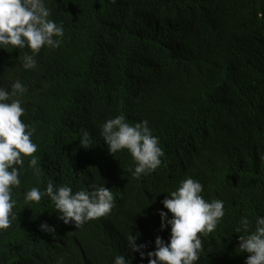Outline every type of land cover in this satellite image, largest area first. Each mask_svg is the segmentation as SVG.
<instances>
[{
  "label": "trees",
  "instance_id": "obj_1",
  "mask_svg": "<svg viewBox=\"0 0 264 264\" xmlns=\"http://www.w3.org/2000/svg\"><path fill=\"white\" fill-rule=\"evenodd\" d=\"M47 7L51 19L63 22L60 46L42 48L37 68L28 71L15 66L27 49L0 54L11 78L28 89L22 118L35 126L34 155L42 166L34 177L25 160L21 187L13 190L16 218L0 231V264H112L116 254L127 259L131 233L140 234L145 252L157 235L167 241L158 216L170 184L163 164L133 178L127 150L109 154L100 136L99 126L120 113L129 122H149L167 164L176 165L179 154L217 128L192 174L208 200L224 201L225 215L216 232L202 237L199 264H244L245 255L219 243L230 242L241 216L254 220L264 206V0H47ZM83 130L89 138L81 145ZM49 180L74 191L105 183L115 206L89 221L72 245L57 248L72 225L58 220L42 197L53 238L39 230L34 204L23 205L25 187L43 191Z\"/></svg>",
  "mask_w": 264,
  "mask_h": 264
},
{
  "label": "clouds",
  "instance_id": "obj_2",
  "mask_svg": "<svg viewBox=\"0 0 264 264\" xmlns=\"http://www.w3.org/2000/svg\"><path fill=\"white\" fill-rule=\"evenodd\" d=\"M50 17L47 0H0V54H4L9 47L13 50L27 49L15 57L17 71L35 70L38 64L36 57L42 48L55 50L60 46L64 36L63 22L57 23ZM13 75V70L6 71V65L0 62V231L10 228L12 220L16 218L13 209L17 199L13 190L21 187V175L27 169H31L32 175L37 178L42 173L40 158L34 155L38 150V143L32 139L35 126L22 118L26 115L23 105L28 89L18 77L12 79ZM216 130L208 128L204 141L196 147L193 145L187 153L179 154V160L174 165L172 162H162L164 152L159 137L153 134L146 119L133 123L120 113L99 126L100 136L109 154L127 150L132 157L134 166L129 173L133 178L147 176L163 164L170 179L168 189L164 190L166 195L160 201L163 208L158 210L160 230H168L167 241L157 235L153 250L145 252L146 245L137 244L140 234L131 233L126 236L127 259L125 254H116L112 264H136L132 259L133 253H139L142 260L146 257L147 264H199L206 250L202 237L216 232L218 222L225 215L224 201L208 200L203 183L192 174L198 164L193 165L215 139ZM88 138V131L83 130L81 145ZM257 166L255 164L252 171ZM45 196L54 206L52 212L56 218L65 225H72L61 237L62 241L58 240L57 248L72 245L69 243L88 226L89 221L108 216L115 206L114 194L105 187V183L92 182L75 191L72 186L54 185L51 180L43 191L38 185L25 187L23 205L34 204L31 213L41 212L39 230L53 238L56 236L55 226L44 222L50 220L49 215H52L41 200ZM259 213L254 220L241 216L232 231L230 242L219 243L222 248L230 247L245 255L244 264H264V206ZM32 262L38 264L40 261Z\"/></svg>",
  "mask_w": 264,
  "mask_h": 264
}]
</instances>
